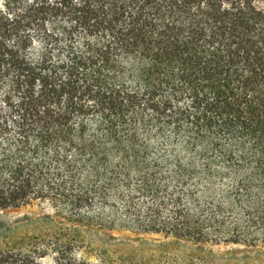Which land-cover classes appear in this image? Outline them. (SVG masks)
Instances as JSON below:
<instances>
[{
  "label": "trees",
  "instance_id": "trees-1",
  "mask_svg": "<svg viewBox=\"0 0 264 264\" xmlns=\"http://www.w3.org/2000/svg\"><path fill=\"white\" fill-rule=\"evenodd\" d=\"M262 1L1 0L0 212L60 226L0 264H89L115 229L261 255Z\"/></svg>",
  "mask_w": 264,
  "mask_h": 264
},
{
  "label": "rangeland",
  "instance_id": "rangeland-1",
  "mask_svg": "<svg viewBox=\"0 0 264 264\" xmlns=\"http://www.w3.org/2000/svg\"><path fill=\"white\" fill-rule=\"evenodd\" d=\"M259 6L264 9V1ZM218 188L220 197L227 185L220 182ZM58 226L59 216H56L53 207L45 203L0 212V249H26L36 242L35 238L51 237ZM95 235L93 239L90 236L87 238L94 240L95 245L85 244L82 251H77V256L86 259L89 264H245L242 260L245 256L258 257V261L264 262L263 244L258 246L260 256L241 245L204 246L206 257L203 259L198 247L161 234H138L115 229ZM44 261L50 263L51 256H46ZM250 263L254 264L251 260ZM256 264L263 263L256 261Z\"/></svg>",
  "mask_w": 264,
  "mask_h": 264
}]
</instances>
